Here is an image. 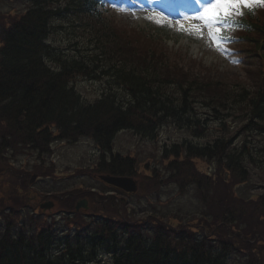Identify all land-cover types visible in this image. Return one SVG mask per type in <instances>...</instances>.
Returning a JSON list of instances; mask_svg holds the SVG:
<instances>
[{
  "label": "trees",
  "instance_id": "16d2710c",
  "mask_svg": "<svg viewBox=\"0 0 264 264\" xmlns=\"http://www.w3.org/2000/svg\"><path fill=\"white\" fill-rule=\"evenodd\" d=\"M43 1L46 0H33V3L37 4V2L41 3ZM93 8L94 4L88 3L86 10L92 11ZM37 12H39V9H34L29 13L25 12L17 19L19 20L18 26H15L10 33H5L7 37L3 39L4 45L0 50L2 68L0 71V101L3 98L9 99V106H6V111L8 112L12 108L13 115L17 118L15 125L10 120L12 126H7L9 128L7 130L16 138H21L23 145H32L36 149L44 150L39 145L44 146L46 144L52 134L49 128L52 127L58 129L60 137H69L93 131L94 134L96 133L97 140L100 143H108L112 132L117 128L135 124L138 121L139 115L142 116L148 111H153L161 122H166L170 119L176 121L177 125H187L190 123L193 113H190L191 107L187 103V98L202 97L201 93L193 88L196 86L197 81L192 83L187 82L186 87L180 88L177 92L165 90L164 88L168 81L172 80L170 72L165 73V75H158L152 69L155 66L150 63L152 59L149 61L144 59L143 63H141L144 70L140 66L142 74H136L134 72L135 66L138 65L135 62L136 56H132V54H120L115 48L111 50L112 47L107 45L110 41L109 33L104 30L93 34L96 52L92 58L96 61L89 60L84 56L80 58L81 56L78 55L75 58L72 56L68 58L62 57L57 54L50 55L48 52L52 51L46 47L43 48L40 41V37H44L47 34V27H45L46 16H37L35 15ZM34 15L38 19L34 18ZM7 19L10 18L7 17ZM23 26L25 27V32L22 31ZM44 56L51 57L50 59L53 61L51 64L55 66L56 63L60 66V69L56 71H53L52 68L49 69L44 63ZM82 59L88 62L82 61ZM94 62L99 63L97 68ZM105 66V69L102 68ZM85 70L91 72L102 70L103 72L100 73L107 74L106 77L110 78L107 80V85H110L111 88H113L114 84L119 87L123 85L126 89L130 90L134 93L139 110L133 112L128 107L122 108L121 105L108 101L106 93L103 94L102 100H98L92 104L83 102L80 96L69 87L70 85L68 86L67 80H69L68 78L75 71L74 74ZM2 86H4V89ZM108 97L111 98V95H108ZM178 99H182V102L178 103ZM240 99L244 98L240 97ZM226 106L227 103L222 110H225ZM240 112V114H236L230 111L232 115L236 114L243 123L248 117V111L245 108H241ZM213 115L217 120V116L222 114L220 112H213ZM192 121L198 123L195 119ZM256 123L252 122L247 125ZM244 126L245 124H243ZM211 131H213V135L210 141H192L191 137L184 138L183 141L180 139L172 144L170 153L185 155L183 162H187L194 157H213L218 164V169H216L215 173L217 182L220 181L222 174L227 175L229 179L233 175L236 181L240 180L241 178L238 175L245 174L246 172L242 165L244 159L242 155H239V151L237 152L234 149L231 140L232 134H230L231 130L218 126ZM195 135L210 137L204 125L201 126ZM220 166L224 167L219 169ZM169 167H172V165H169ZM184 170L180 165L178 171ZM22 205H26V201H23ZM260 205L261 207L263 205L264 209V203L262 202ZM227 214V208H222V210L215 209L212 211L211 219H225L229 223H234L235 220H231L232 216H228ZM19 218L20 215L16 214L11 222L16 225ZM21 218L23 223L18 225V230L8 228L6 230V237L0 239V264H15L17 258H20V253H23L21 255L25 253V256H27L29 249L39 248V250H43L45 239L42 235L38 232H34L35 235L29 234L30 231L26 228L34 221L32 214H24ZM253 218L258 223L264 221V215L262 219L260 216H254ZM204 220L205 216L202 218L203 223ZM213 224H216V222ZM231 225L234 226L233 224ZM229 229L233 230L230 227ZM14 233L15 235H13ZM214 233L220 241L221 235L222 238H226L228 237L226 234H229L226 227L220 229L217 227ZM224 242L228 247L232 245L230 241L224 240ZM124 244H130V242L126 241ZM199 244H203V242L192 240L189 246L198 256L194 251H191V253L187 252L184 257L183 251H176V254L169 253L165 256V260L167 261L165 264H189V260L194 261V264H206L209 259L208 248ZM76 245H74L75 251L78 250ZM128 247L129 245H124L120 248L118 254H121V257L126 258V261L131 263H136L134 261L138 258L142 264H147L144 253L136 251L132 247L128 249ZM74 257L76 255H73L72 252L70 259ZM30 261L33 262L34 260H31L30 257ZM119 261L120 259H117L115 264H123ZM215 261L216 264H222L221 260L217 259Z\"/></svg>",
  "mask_w": 264,
  "mask_h": 264
},
{
  "label": "rangeland",
  "instance_id": "374dc122",
  "mask_svg": "<svg viewBox=\"0 0 264 264\" xmlns=\"http://www.w3.org/2000/svg\"><path fill=\"white\" fill-rule=\"evenodd\" d=\"M11 3L15 4L11 6L12 8H14V6L19 4V1L14 0ZM16 8H19L18 5L16 6ZM207 9L208 10L214 9L216 12L219 13L220 10H222V6L221 4L219 5L217 3H212L206 6V8L203 11ZM115 10L117 11L111 10L112 12H109L107 16H110L109 21L110 20L111 22L118 21L119 25H117L118 23L114 24V27L110 29L112 30L113 34H116V36L113 39L114 41L113 42L109 41L107 45L112 46L114 45V42L124 43L126 41H131L134 42L135 45L141 44L142 49H144L145 47L146 48L150 47L152 49H155L156 52L153 53L155 60H160V66H163V70H166L171 74H177L181 72L182 70L181 68L183 67L185 71L187 72L194 71L201 76H203V74L206 72L207 74L210 73L213 76L221 75V73L224 72L229 76L230 79H235L238 70L243 65V62H241L242 64L241 63L238 64V62L226 63L222 61L224 60V56L220 53L219 48L221 46L222 48H225L227 47V45L224 43V41H220L218 47L217 42H214V40L209 36V31H210L209 27L204 26L206 32L203 33L200 27L203 25L201 21L194 24V26H192L194 28L189 32H187L185 35L184 33H182V31L181 32L172 31L171 33L172 24L162 19V16H160V13L158 11L148 10L144 8L143 4L140 1L124 0L123 5H121L120 7H116ZM229 14L237 15V13L234 12L232 13L230 12ZM202 17H205V15L203 14ZM193 19H197V14H195ZM62 21L65 25L67 24L65 20ZM122 21L128 24V26L133 27L134 28V29L132 28L133 31L128 32L126 28L123 29L125 23L121 24ZM177 22L180 23L181 21H177ZM91 24H93V22L91 21L87 23L86 27L88 28V30ZM117 28L121 29L125 36L122 35ZM221 30L222 29H217L214 31L220 34ZM134 31H139L136 34L137 36L135 35ZM72 35L73 33L69 35L66 33H60L56 35L54 34L53 35L54 44L63 47L68 41V40L66 41V38L72 37ZM69 40L73 41L74 39L69 38ZM74 41H78L79 44H82L84 42L82 37L80 40L76 39ZM193 41H195L194 44H196V46L198 47L197 49L193 47ZM131 50L132 51L130 54H132V56H135V54L138 52L137 48ZM137 54L145 55L144 52H138ZM240 54L242 55L243 51L240 52ZM140 58H141L140 56L138 58L135 57V62L139 63ZM81 85L87 86L89 85V83L83 80V83H81ZM172 131H173L172 128H169L170 135L173 136L175 134V131L173 132ZM161 138H163V136ZM55 148L58 149L59 152L57 151V154L59 153V155L61 156L60 159L61 161H63V163L68 162L69 164L74 165L75 163L83 162L84 165L88 164L89 156L86 153V147L85 144H83V142H81V144H76L74 146H72V144H68L66 146H63L62 148H60V144L58 145L56 144ZM56 161L58 164L57 159ZM201 167L205 169L204 164H202ZM12 168H14L16 174H22L25 172L23 167L19 166L18 163L12 166ZM6 175L9 176V174ZM13 177L15 180H17L19 176L14 175ZM10 178L12 179L11 176ZM252 182L253 181L245 185L247 189V194L249 195H254L257 192H259L257 190L256 184L253 186ZM2 183H5V177L3 178V182H0V188ZM6 184L8 189H11L13 185V181H8ZM56 188L57 189L61 188V182L57 181ZM246 200L247 197L241 202H244ZM108 207L109 206H106V208ZM92 264H96V262Z\"/></svg>",
  "mask_w": 264,
  "mask_h": 264
},
{
  "label": "snow or ice",
  "instance_id": "6c2138e0",
  "mask_svg": "<svg viewBox=\"0 0 264 264\" xmlns=\"http://www.w3.org/2000/svg\"><path fill=\"white\" fill-rule=\"evenodd\" d=\"M225 4L228 8H230L234 13H238L241 6L251 7V4L248 3V0H217V4ZM204 19L205 25L209 28L212 27L213 24L217 22H224L225 18L222 16H211L202 18ZM209 36L217 42V46L219 47V43L222 40L228 39L227 37L218 36L214 32L210 31Z\"/></svg>",
  "mask_w": 264,
  "mask_h": 264
},
{
  "label": "bare ground",
  "instance_id": "6f19581e",
  "mask_svg": "<svg viewBox=\"0 0 264 264\" xmlns=\"http://www.w3.org/2000/svg\"><path fill=\"white\" fill-rule=\"evenodd\" d=\"M185 24H188V25H189V22H187V21H186V23H185ZM193 47H194V46H193Z\"/></svg>",
  "mask_w": 264,
  "mask_h": 264
}]
</instances>
